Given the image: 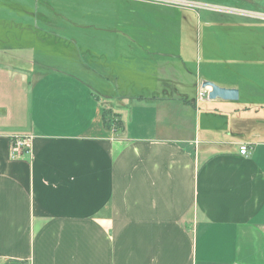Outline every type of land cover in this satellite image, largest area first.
<instances>
[{
  "label": "crops",
  "instance_id": "1",
  "mask_svg": "<svg viewBox=\"0 0 264 264\" xmlns=\"http://www.w3.org/2000/svg\"><path fill=\"white\" fill-rule=\"evenodd\" d=\"M153 1L0 0V264H264V0Z\"/></svg>",
  "mask_w": 264,
  "mask_h": 264
},
{
  "label": "rangeland",
  "instance_id": "2",
  "mask_svg": "<svg viewBox=\"0 0 264 264\" xmlns=\"http://www.w3.org/2000/svg\"><path fill=\"white\" fill-rule=\"evenodd\" d=\"M149 1V0H148ZM174 2H163L161 1H153L155 3H163L162 5H166L167 8L170 9H179V10H192L193 12H179V11H174V12H170L168 11V21H167V26L168 27H172L178 30L183 29V36H190V37H203L204 35H207V28L206 27H210L213 25V21H211V24L206 25L204 22L195 19V14L200 13V12H210L212 14H215L216 12L219 13H225L224 10L218 9V8H209L210 6H226L227 1L226 0H173ZM63 3H79V4H83V5H90L94 3V0H62ZM231 2V1H229ZM233 2L239 4L241 1L239 0H233ZM29 3H34V2H29ZM256 3H259V1H256ZM262 4V3H260ZM241 5V4H240ZM208 6V7H205ZM186 13V17L187 20L185 21L184 16ZM258 14L261 15V17L257 16L255 20L253 21H257V22H261V24L264 25V8L263 10H258L257 11ZM138 14V13H137ZM130 15V14H129ZM128 15V13H122L120 15L121 21L123 22L124 19H128L131 18ZM133 17H137L133 16ZM192 20L195 21L194 24H192ZM165 24V23H164ZM169 29V28H168ZM49 30V34L45 32L39 33L37 34L40 41L41 40H45V41H53V42H58L59 40H64L63 38H69L71 36V34L68 32L69 29L66 28H57V29H48ZM73 30V29H72ZM247 32H250L248 28H246ZM256 32H259V30L257 29ZM55 34V35H53ZM96 35H98V29L94 28V27H90V28H84V29H77L73 31V36L74 37H79V36H83V37H95ZM256 37H258V35H256ZM256 44V43H255ZM257 45V44H256ZM250 44H246V45H242L241 48H245V49H250ZM40 51H44L40 50Z\"/></svg>",
  "mask_w": 264,
  "mask_h": 264
},
{
  "label": "built area",
  "instance_id": "3",
  "mask_svg": "<svg viewBox=\"0 0 264 264\" xmlns=\"http://www.w3.org/2000/svg\"><path fill=\"white\" fill-rule=\"evenodd\" d=\"M203 88L200 90L199 100H202L206 95V90ZM9 157L11 160H17L23 157L25 154L30 155L32 152V137L31 136H16L10 140ZM240 153L242 155L250 154V147L248 145H242L240 147Z\"/></svg>",
  "mask_w": 264,
  "mask_h": 264
},
{
  "label": "water",
  "instance_id": "4",
  "mask_svg": "<svg viewBox=\"0 0 264 264\" xmlns=\"http://www.w3.org/2000/svg\"><path fill=\"white\" fill-rule=\"evenodd\" d=\"M202 88H211L208 95L211 100L237 101L240 98V93L237 89L220 87L212 82H205Z\"/></svg>",
  "mask_w": 264,
  "mask_h": 264
},
{
  "label": "trees",
  "instance_id": "5",
  "mask_svg": "<svg viewBox=\"0 0 264 264\" xmlns=\"http://www.w3.org/2000/svg\"><path fill=\"white\" fill-rule=\"evenodd\" d=\"M110 114L111 113L109 111L108 112L105 111L104 114H103L104 124L108 128H112L113 124H115L114 121H112V117L110 116ZM118 126H120V128H121L120 122L118 123Z\"/></svg>",
  "mask_w": 264,
  "mask_h": 264
},
{
  "label": "bare ground",
  "instance_id": "6",
  "mask_svg": "<svg viewBox=\"0 0 264 264\" xmlns=\"http://www.w3.org/2000/svg\"><path fill=\"white\" fill-rule=\"evenodd\" d=\"M211 89V88H210Z\"/></svg>",
  "mask_w": 264,
  "mask_h": 264
}]
</instances>
